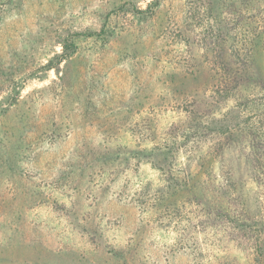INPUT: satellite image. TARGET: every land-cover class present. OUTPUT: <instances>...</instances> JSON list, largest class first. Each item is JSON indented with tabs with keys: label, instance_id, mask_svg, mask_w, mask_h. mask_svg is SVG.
<instances>
[{
	"label": "rangeland",
	"instance_id": "obj_1",
	"mask_svg": "<svg viewBox=\"0 0 264 264\" xmlns=\"http://www.w3.org/2000/svg\"><path fill=\"white\" fill-rule=\"evenodd\" d=\"M0 264H264V0H0Z\"/></svg>",
	"mask_w": 264,
	"mask_h": 264
},
{
	"label": "trees",
	"instance_id": "obj_2",
	"mask_svg": "<svg viewBox=\"0 0 264 264\" xmlns=\"http://www.w3.org/2000/svg\"><path fill=\"white\" fill-rule=\"evenodd\" d=\"M69 47H73V45H71V46L66 45V49H69Z\"/></svg>",
	"mask_w": 264,
	"mask_h": 264
}]
</instances>
